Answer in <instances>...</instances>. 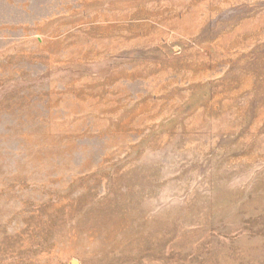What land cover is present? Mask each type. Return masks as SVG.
Masks as SVG:
<instances>
[{
	"label": "rangeland",
	"instance_id": "rangeland-1",
	"mask_svg": "<svg viewBox=\"0 0 264 264\" xmlns=\"http://www.w3.org/2000/svg\"><path fill=\"white\" fill-rule=\"evenodd\" d=\"M264 264V0H0V264Z\"/></svg>",
	"mask_w": 264,
	"mask_h": 264
},
{
	"label": "water",
	"instance_id": "water-1",
	"mask_svg": "<svg viewBox=\"0 0 264 264\" xmlns=\"http://www.w3.org/2000/svg\"><path fill=\"white\" fill-rule=\"evenodd\" d=\"M74 264H76V263H74Z\"/></svg>",
	"mask_w": 264,
	"mask_h": 264
}]
</instances>
